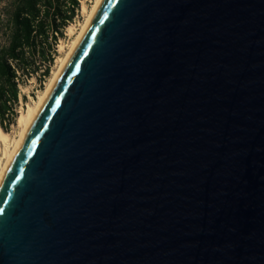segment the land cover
<instances>
[{
  "label": "water",
  "instance_id": "95a60500",
  "mask_svg": "<svg viewBox=\"0 0 264 264\" xmlns=\"http://www.w3.org/2000/svg\"><path fill=\"white\" fill-rule=\"evenodd\" d=\"M0 264H264V0H101L0 179Z\"/></svg>",
  "mask_w": 264,
  "mask_h": 264
},
{
  "label": "trees",
  "instance_id": "16d2710c",
  "mask_svg": "<svg viewBox=\"0 0 264 264\" xmlns=\"http://www.w3.org/2000/svg\"><path fill=\"white\" fill-rule=\"evenodd\" d=\"M80 7V0H4L0 8V127L16 121L19 85L36 74V59L47 76L57 41Z\"/></svg>",
  "mask_w": 264,
  "mask_h": 264
},
{
  "label": "rangeland",
  "instance_id": "374dc122",
  "mask_svg": "<svg viewBox=\"0 0 264 264\" xmlns=\"http://www.w3.org/2000/svg\"><path fill=\"white\" fill-rule=\"evenodd\" d=\"M4 0H0V8L3 6ZM95 0H80V7L76 13L73 21L69 23L64 29L63 37L57 41L55 45V52L53 53V61L49 67V72L47 76H43L42 71L44 70V65L40 63L39 59H36L38 65V70L36 74L31 75L28 78H25L22 83L19 85V100L16 106V121L14 124L10 125L8 133L10 136L15 137L14 135L18 134L17 120L18 116L26 110V107L32 102L36 101L37 96L44 90L45 85L51 72L55 69L57 65V60L62 58L68 50L70 43L76 37V34L80 31V27L85 21V13L82 12V8H85L87 11L90 10ZM72 29V33H69L68 29ZM1 148V147H0ZM1 158V152H0Z\"/></svg>",
  "mask_w": 264,
  "mask_h": 264
},
{
  "label": "bare ground",
  "instance_id": "6f19581e",
  "mask_svg": "<svg viewBox=\"0 0 264 264\" xmlns=\"http://www.w3.org/2000/svg\"><path fill=\"white\" fill-rule=\"evenodd\" d=\"M101 0H95L92 7L89 11H87L85 8H82V12L85 13V21L80 27V31L78 34H76V37L73 39V41L70 43L67 52L62 58H59L57 60V65L53 72H51V76L49 77L47 84L45 85L44 90L37 96L36 101L32 102L26 107V110L18 116L17 120V128H18V134L14 135L15 137L10 136V134L6 131H3L0 127V152H1V158H0V179L3 176L11 158L13 157L23 135L25 134L30 122L32 121L34 115L36 114L37 110L39 109L40 105L42 104L43 100L45 99L46 95L48 94L51 86L53 85L56 77L58 76L61 68L65 64L66 60L78 44L80 38L82 37L87 25L89 24L93 14L95 13L99 3ZM69 33H72V29H68Z\"/></svg>",
  "mask_w": 264,
  "mask_h": 264
}]
</instances>
